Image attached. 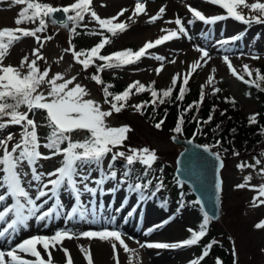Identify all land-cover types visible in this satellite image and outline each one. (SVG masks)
Wrapping results in <instances>:
<instances>
[{
	"label": "snow or ice",
	"instance_id": "snow-or-ice-1",
	"mask_svg": "<svg viewBox=\"0 0 264 264\" xmlns=\"http://www.w3.org/2000/svg\"><path fill=\"white\" fill-rule=\"evenodd\" d=\"M204 3L218 6L224 10V14L206 15L198 8L187 5V11L190 13L191 18L185 21L177 15L174 20L164 21L168 24H174L176 27L162 28L161 32L164 34L156 40L147 41L138 50L129 48L109 55H102L101 50L111 42L104 33H110L112 36L123 33L128 30L129 22L135 23L136 18L141 15L148 16L146 0H135L134 7L131 10L122 8L115 16L110 18H101L93 10V0H73L72 3L60 7L43 2V0H11V4L23 5L24 7L20 9L15 19L16 28L5 27L0 29V132L11 126H19L21 131L19 140L12 144L11 148H9V143L14 140L13 133L9 132L6 136L0 138V189L4 190L0 193V207H2V210H0V223L6 224V227L0 230V239L16 233L22 227H27L29 221L33 219L36 222H44L53 217H63L66 225L76 219L87 221L90 224L97 222L95 219V208L89 209L82 201V196L88 194L90 197L95 198L98 193L103 194L105 192L106 182L117 181L118 170L116 169V162L120 160H123L124 163L121 171L122 178L118 180V183L121 185L126 184L130 193H138L141 202L146 199L143 190L148 188L153 181L149 179L144 184L135 182L132 179L135 173L134 165L137 163L142 165L144 168L143 174L147 176L159 158L157 152L149 147L135 148L131 146L127 148V151L119 150L125 147L128 133L132 129L128 125L112 127L106 121L114 113L119 114L128 107V101L134 94L150 92L153 105L157 102L165 103V98L171 97L173 89L177 85L178 80L181 79V74L173 75L171 86L160 91L155 89V81L146 86L137 80L130 83L122 92L113 93L110 91L113 86L105 84L99 73L105 69L120 68L138 63L145 56L152 55L149 50L166 42L181 38L191 39L187 26L194 25L196 22H202L205 25H215L219 21L231 18L244 25L253 23L264 24V2H261V0H255V2L250 4L247 0H204ZM241 9H247L249 14L246 15ZM129 11L131 14L127 17V21H120L119 18ZM58 13L62 14L64 19H57L56 14ZM165 13L166 6H161L154 15L148 16V22L156 23L158 20H162ZM88 16L98 24L101 30L90 34L101 35L103 38L90 49L82 50H76L70 41V47L65 49V52H70L74 61L80 64L84 70L96 64L97 60L103 62L96 65L97 71L91 75L90 79L98 85H104L102 89L104 103L109 105L108 110H103L101 105L95 100L85 99L89 92L86 87L75 82L77 79L75 76L66 79L64 74L56 73L49 78L50 68L41 70L37 64V61L45 59L41 54L44 43L52 39L51 36L42 37L39 35L46 31L49 22L53 25L59 24L64 28H69V24H71L69 30L75 35L81 25L87 28V25L83 24V22ZM26 22L37 26L31 29L19 27V25ZM241 35L220 40L218 43L227 45L230 42L239 40ZM28 37L34 38L38 45L32 50V55L35 58L29 61L28 55H25L18 67L13 65L5 66L3 61L10 54V49L16 43ZM225 50L227 51V49ZM195 51L200 53V56L190 63L187 73L182 76V84L184 86L180 87L177 97L181 100L187 90L185 86L188 85L192 74L207 64L210 59L207 49L196 46ZM152 58L161 61L160 66L155 69L156 74L159 75L163 70L165 57L156 55ZM251 58L259 59L260 57L253 55ZM60 59H63V57H60ZM223 61L233 77L245 84L261 88V83L264 82V73H261L259 69L253 70L250 69L249 65L244 64V73L249 77V79H245V76L236 70L227 55L223 57ZM170 62L176 63L175 60ZM215 71L216 69H212L213 73ZM253 72H255V79H252ZM214 80V75H209L207 84H213ZM42 85H47L46 94L40 91ZM203 88L204 85L201 86V102L204 98ZM220 91L221 89L214 88L213 94ZM231 102L234 104L235 100L233 99ZM147 104L148 102L145 101L131 105V107L143 114V109ZM22 107L26 108L27 111H21ZM191 107L190 105L189 108ZM37 111L45 113L43 127L48 129L43 144L38 134V128L41 125L34 118H30V114L34 116ZM257 116L258 114L251 115L249 123H256ZM211 119L212 116L210 115L208 121H204V123H208ZM163 123L164 120H160L155 123L154 127L160 130ZM183 123L184 117L181 114L172 131L176 134H183ZM197 123L199 124V121ZM80 130L86 131L88 135L82 140H72L71 134ZM195 135L197 133H193V137ZM171 139L175 141L176 136H172ZM187 143L192 144L193 140L189 139ZM219 143V141L216 142V144ZM196 147L209 152L220 162L215 183L216 192L219 193L222 190L219 169L224 167L221 157L219 153L211 152L209 145L198 144ZM41 148L48 150L47 153L42 152ZM56 156L62 158L59 166L48 172L39 170L40 161L50 160ZM106 160L107 165L105 167ZM260 164L261 160L256 159L254 165L241 163L237 165V168L241 170L245 167L255 168L256 165ZM93 171L99 173V178L92 176ZM162 171L163 169H160V172ZM260 173L264 175V168H260ZM136 179H139V177ZM251 179V175L245 176L244 182L235 187L238 189L250 187L257 192V195L253 198V206H258L257 201H259V204H264V199H261V197H264V184L251 186L249 184ZM92 184L95 186H90ZM162 187L163 180L161 179L156 185V190L159 191ZM65 191L75 201L70 206V211L67 212H65V204L61 195ZM107 191L115 193L118 189L109 186ZM217 199H219V196H217ZM49 200H54V203L47 210H44ZM194 203L200 205L201 201L196 200ZM180 207L182 208L183 204ZM119 210L117 209V211ZM133 211H136V209H133ZM128 214L130 216L132 212ZM90 215L91 219H89ZM212 218L207 212H204L202 222L198 225V230L187 229L190 236L182 241L147 242L140 243L139 246L140 248L173 250L196 246L206 236ZM167 223H169V220L155 225L153 228L148 229L146 234L164 227ZM255 227L264 229V221L258 222ZM80 238L99 239L103 242L117 241L125 253L136 255V250L129 248L123 238V234L117 229L101 228L99 230L89 229L75 232L72 228L64 227L56 230L50 236L32 235L23 239L10 250H0V264H56L53 252L57 250L63 253V264H73L72 256L69 250L63 247V243L66 240ZM215 243L217 242L212 241L207 244L203 248L202 254L197 258L191 259L188 264H201L209 256L210 250ZM111 247L113 258L116 260V264H119L116 243H113ZM80 251L87 264H93L90 248L80 246ZM232 255L234 257L233 264H237L234 242ZM25 257H31L32 259ZM129 264H132L131 256ZM215 264H223V261L217 257Z\"/></svg>",
	"mask_w": 264,
	"mask_h": 264
},
{
	"label": "rangeland",
	"instance_id": "rangeland-1",
	"mask_svg": "<svg viewBox=\"0 0 264 264\" xmlns=\"http://www.w3.org/2000/svg\"><path fill=\"white\" fill-rule=\"evenodd\" d=\"M98 1L100 0H93L92 7L101 18L115 16V14L107 15L100 13L99 6L101 4H98ZM121 1H125V4L132 8L135 2V0ZM168 1L169 0H146L148 16L154 15L159 10V6L154 7L155 5L166 6V13L163 19L158 20L156 23H149L148 16L141 15L136 18L135 23L129 22V28L127 31L115 35L110 42V45L105 46V48L101 50V54L109 55L113 52L129 48L138 50L147 41L156 40L164 34L161 32L162 28L176 27L174 24H168L164 21L174 20L177 15L185 21L191 18L190 13L187 11V5H191L204 11L206 15L224 14V10L220 9L218 6L204 3V0H171V4L168 3ZM43 2L60 7L72 3L73 0H43ZM247 2L250 4L255 2V0H247ZM261 2H264V0H261ZM22 7L24 6L11 4V0H0V29L5 27L16 28L17 25L15 24V19ZM241 10L246 15L249 14L247 9ZM120 21H127V17H125V19H120ZM83 24H86L88 29H93L98 32L101 31L98 24L93 21L90 16L85 18ZM200 24H202V22H196L194 25L187 26L189 28L191 39L181 38L179 40L166 42L163 45L149 50L152 55L145 56L138 63L120 68L105 69L100 72L99 75L103 78L107 77L108 79L114 76H119V84L126 87L133 81L137 80L144 83L146 86L152 81H155L154 87L156 90L160 91L171 86L173 75L180 73L181 79L177 82L179 88L184 86L182 84V76L187 73L190 63L199 58L200 53L195 51V47L200 46L209 51L210 59L207 64L192 74L189 83L186 86H190L191 92L198 89L199 103H201L200 96L202 85H204L203 100L213 94L214 88L221 89L220 92L215 93L219 98L216 102L218 107H226V102L223 97H227L230 100L234 99L235 104L240 107V115L248 119L251 115L256 114L258 110L257 101L247 89V87L251 85L245 84L233 77L227 65L224 63L223 57L227 55L233 66L241 75L245 76V79H249V77L244 73V64L249 65L250 69L253 70L258 69L261 66L264 67V24L253 23L251 25H244L229 18L224 20L222 25L217 22L214 30L210 33L205 32L206 26H201ZM36 26V24L27 22L19 25V27L30 29L35 28ZM241 34L243 36L242 41L239 39L230 42L227 45H220L218 43L220 40L229 39ZM39 35L42 37L51 36L52 39L44 43V46L41 49V54L45 59L37 61L38 67L41 70L50 68L49 78L56 73L64 74L66 79L75 76L77 78L75 82L86 87L89 92V95L85 97V99L95 100L101 105L103 110H108L109 105L104 103L101 85L96 84L90 79L91 75L95 74L94 70L97 71V69L93 70V67L91 68L90 66L87 70H84L80 64L74 61L70 52H65V49L70 47V41L76 50H82L86 49L87 46L95 44L94 40H87L81 36L75 37L71 32L66 33L63 30L56 31L51 25H48L46 31ZM218 37L219 39L215 41ZM18 46L19 48H17ZM214 46L218 47L213 49ZM35 47H38V45L34 38L28 37L22 39L10 49V54L7 55L3 61L4 65L18 67L21 59L25 55H28L29 61H31L35 58L32 55V50ZM225 49H227V51ZM12 52H15V55L13 53V57L11 56ZM156 55L165 57V60L163 61L164 67L159 75L156 74L155 69L160 66L161 61L152 58ZM253 55H258L260 58L252 59L251 57ZM60 57H63V59H60ZM172 60H175L176 63H171L170 61ZM101 63L103 62L97 60L94 65ZM212 69H216L215 73L212 72ZM165 71L170 72L168 78L163 75ZM254 73L255 72H253V74ZM209 75H214L215 77L214 83L211 85L207 84V78ZM40 91H43L46 94L47 85H42ZM138 103L142 102L137 96H134L133 99L129 101L128 107L122 110L119 114L114 113L111 117L107 118L106 122L112 127L128 125L132 129V131L128 133L125 147L119 150L127 151V148L131 146L135 148L149 147L157 152L159 158L153 165L152 179L159 180L168 176L169 172H174L175 160L182 150L172 142L171 137L175 135L176 138L180 140L185 139H181V137L179 138V134L176 135V133L171 131L165 132L161 129L157 130L153 125L147 123L142 118L143 114L137 112L131 107V105ZM20 110L27 111L24 107ZM44 116L45 113L43 111H37L34 116L30 114V118H34L36 122L41 125V127L38 128V134L41 137L42 144L45 142L44 137L48 132V129L43 127V124L45 123ZM20 131L21 129L19 126H11L5 131L0 132V138L6 136L9 132L13 133L14 140L9 143V148H11L12 144L19 140ZM86 135H88V133L83 130L71 134L72 140L74 141L82 140ZM41 151L47 153L48 150L41 148ZM262 153H264V148L256 151L241 150L238 152V155H220L224 164V167L220 171V177L222 180V215L219 222L210 221V225L212 227L211 229L215 232L216 239L224 242L231 253L234 242L237 254V264H264V229H257L255 227L258 222L264 221V204H259V201H257L258 206H253V198L257 195V192L250 187H245L243 189L235 187L236 185L243 183L244 177L249 175L252 176V179L249 182L251 186L264 184V175H261L260 173V168H264V155H262ZM61 159L60 156H56L50 160H42L39 164V170L44 172L52 171L59 166ZM256 159H260L261 164L256 165L255 168L245 167L243 170L237 168V165L241 163L254 165ZM123 163V160L116 162L118 180L122 178L121 171ZM106 165L107 160L105 161V167ZM142 167L143 166L139 163L134 165V169L138 172L140 169L142 170ZM160 169H163V171L160 172ZM139 175L140 172L133 175L132 179L135 180V182L140 181L141 177ZM92 176L94 178H99V173L93 171ZM137 177H139V179H136ZM118 180L106 182L105 192L103 194L98 193L95 198L90 197L88 194L82 196V201L89 209L95 208V219L97 222L90 224L87 221L76 219L69 222L67 225L65 224V227L72 228L75 232L89 229L99 230L101 228L117 229L123 234V238L129 248L136 250V255L125 253L117 241L103 242L99 239L89 240L87 238H80L66 240L63 243V247L69 250L72 259L75 257L78 258L79 264H87L80 251V246H83L85 248H90L93 264H116L111 247L113 243H116L117 245L119 264H129L130 256L132 257V264H188L191 259H194L197 253V245L173 250L140 248L139 244L147 242H177L189 238L190 233L187 229H193L196 224L202 222L203 212L198 208V205L195 203L190 204L187 201L182 203L179 202L178 204V202L176 203L171 200L169 204L166 202L165 208L159 210L156 208L155 203L151 198L145 199L141 202L138 193H130L127 190L126 184L121 185L118 183ZM90 186L95 185L92 184ZM109 186L116 187L118 191L115 193L107 191ZM184 188L185 186L182 188L179 185V189ZM3 191V189H0V193ZM61 195L63 202L64 199H66L64 204L65 211L67 212L70 210V206L75 203L74 198L66 191ZM123 195L128 199V202L131 203L129 209V212H132L131 219H127L129 215L124 211L121 212L124 214L123 218H119L118 222H113V219L117 215L112 214L111 217H109L110 214L106 212V209L103 211L101 208H108L107 206L112 204L110 196L120 200L119 198ZM125 197H122L121 199L124 201ZM261 199H264V197H261ZM49 202L53 204L54 200H49ZM181 204H183L182 208L180 207ZM117 205L118 204L115 205L116 207L113 211L118 212L117 209L121 210L122 206ZM133 209H136V211H133ZM177 209H179V211H177ZM0 210H2V207H0ZM44 210H47L46 206ZM53 218L56 220L58 219L55 217ZM91 218L90 215L89 219ZM165 220H169V223L164 227L159 228L150 234H146L148 233V229L163 223ZM31 222L32 220L29 221V224ZM3 227H6V224L0 223L1 230ZM126 227L132 230V234H128L125 231ZM58 229H61L58 224L47 227V224L44 223L35 230L30 231L29 235L25 237L21 236L22 238L19 237L18 243L32 235L50 236ZM23 230L22 227L18 229L17 232L20 233ZM18 243L17 240L13 241L12 236L9 235L3 240H0V250H10ZM96 248L101 249V255H99V257L95 253ZM59 256L60 262L56 261V264H63V253L61 251H59ZM180 256L182 257L181 260L178 259ZM25 258L32 259L31 257ZM233 259L234 257L232 255V264ZM202 263L204 262H201V264ZM73 264L75 263L73 262Z\"/></svg>",
	"mask_w": 264,
	"mask_h": 264
},
{
	"label": "trees",
	"instance_id": "trees-1",
	"mask_svg": "<svg viewBox=\"0 0 264 264\" xmlns=\"http://www.w3.org/2000/svg\"><path fill=\"white\" fill-rule=\"evenodd\" d=\"M92 32L98 31L85 28L81 25L77 29V34L74 36H81L87 40H94L95 44H97L103 37L101 35L90 34ZM104 35L107 36L110 41H112L114 37L110 33L106 32ZM95 44L87 46L86 49H90ZM108 45H110V43L106 46ZM92 67L93 70L96 69V65L91 66V68ZM258 69L261 71V73H264L263 66L259 67ZM94 72L96 73V70H94ZM101 78L103 77L101 76ZM255 78L256 76L254 73L252 79ZM119 80V76H114L110 79L107 77L103 78L105 84H110L113 86L110 89V91L113 93L122 92L126 88V86L119 84ZM101 87L103 89L104 85H101ZM185 87L187 90L182 100L177 98L180 89V87L178 88V85H176L173 89L171 97L165 98V103L162 104L157 102L155 105H153L151 103V94L148 92L134 94L130 100L133 99L134 96H137L141 102L147 101L148 104L143 109L142 118L153 126L160 120H164L161 130L165 132H173L172 129L175 128L178 118L181 114H183V134H179V138L181 137V139L187 140L192 139L199 145H209L212 152L219 153L221 156H227L229 154L233 155L241 150L256 151L258 149L264 148V90H261L264 89V82L261 83V88H256L255 86L248 88L258 103V110L256 112L258 116L256 117V123H249V118L247 119L241 116L240 107H238L235 103L233 104L229 98L223 97L224 101L226 102V107L219 108L216 104L217 100H219V98L216 96L217 94H211V96L206 97V99L199 103L198 89L191 92L190 86ZM190 105L192 106L191 108H189ZM186 109L187 111H185ZM210 115L212 116L211 121L204 123V121H208V117ZM197 121H199V124ZM193 133H197V135L193 137ZM217 141L220 143L216 144ZM139 172L141 184L147 183L149 179L153 181V183L149 185L148 188L144 189L143 192L144 195L152 198L155 201V204L158 208H165L166 202L169 204L171 200L175 201L176 203L178 202V204L179 202L182 203L184 201L194 204L196 201V199L186 187L184 189L177 188L178 182L173 171L169 172V175L165 178H162L163 187L160 188L159 191L156 190V185L161 179H152V170L149 171L147 176H144L143 174V167L142 170H139ZM139 172L135 170L134 175L138 174ZM153 193L155 194L153 195ZM199 224L200 223L196 224L193 229L198 230ZM211 228L212 227L209 223L206 236L203 237L197 245V253L195 258L202 254V250L207 244L212 241H216L217 243L213 245L209 256L202 261L204 262L202 264H215L217 257L223 261V264H232L231 251L227 249V245L224 244V242L216 239L215 232Z\"/></svg>",
	"mask_w": 264,
	"mask_h": 264
},
{
	"label": "water",
	"instance_id": "water-1",
	"mask_svg": "<svg viewBox=\"0 0 264 264\" xmlns=\"http://www.w3.org/2000/svg\"><path fill=\"white\" fill-rule=\"evenodd\" d=\"M56 15L57 19H64L62 14ZM48 25H51L56 31L63 30L70 33L71 24H69V28H64L59 24L53 25L50 22ZM187 141L178 138L175 141L172 140L175 145L182 149L175 160L174 175L178 182L189 189L196 200L201 201L199 207L202 212H207L210 217H213L211 221L219 222L222 215L221 191L216 192L215 183L220 162L209 152L197 148V143L189 144ZM220 171L221 169H219V176Z\"/></svg>",
	"mask_w": 264,
	"mask_h": 264
},
{
	"label": "bare ground",
	"instance_id": "bare-ground-1",
	"mask_svg": "<svg viewBox=\"0 0 264 264\" xmlns=\"http://www.w3.org/2000/svg\"><path fill=\"white\" fill-rule=\"evenodd\" d=\"M126 2L125 1H121V0H100V1H98V4H101L100 6H99V10H100V13H102V14H107V15H116L119 11H120V9H122V8H128V9H130L131 10V8L132 7H129L127 4H125ZM168 3H172L171 2V0H169L168 1ZM103 5V6H102ZM157 6H159V8L161 7V5H155L154 7H157ZM134 7V6H133ZM153 7V8H154ZM204 9V8H203ZM204 12V11H203ZM131 12L129 11V12H126L125 13V15L124 16H122V17H120V19H125V17H128V15L130 14ZM236 23V22H235ZM236 25H237V23H236ZM209 32V31H208ZM242 38H243V36H242ZM17 48H19V46L17 47ZM13 53H14V55H15V52H12L11 53V56L13 57ZM221 60V59H220ZM166 73V74H165ZM165 73H163V75L166 77V78H168V76H169V74H170V72H166L165 71ZM111 197V199H112V205H111V207L110 208H101V210H105L106 209V212L108 213V214H110V215H112V214H116L119 218H123V216H124V214H122L121 212H127V214L129 213V209H130V207H131V203H129L128 202V199L123 195L122 197H125L124 198V201H123V199H121L122 197H120L119 199L120 200H118L117 198H115V197H112V196H110ZM110 200V199H109ZM53 201V200H52ZM65 201H66V199H64V203H65ZM119 201V202H118ZM116 204H118L117 206H120V205H123V208L119 211V212H116V211H113L114 210V208L116 207L115 205ZM129 215V214H128ZM131 216L132 215H130L127 219L128 220H130L131 219ZM55 220V219H54ZM127 223V222H126ZM125 231L128 233V234H132V231L128 228V227H126V229H125ZM101 249H98V248H96V250H95V253H96V255H98V257H99V255H101ZM53 257H54V259H55V261H59L60 260V256H59V251L57 250V251H54L53 252ZM45 258H46V256H45ZM179 260H181L182 259V257L180 256L179 258H178ZM60 262V261H59ZM73 262L76 264H79V262H78V258H75L74 257V259H73Z\"/></svg>",
	"mask_w": 264,
	"mask_h": 264
}]
</instances>
